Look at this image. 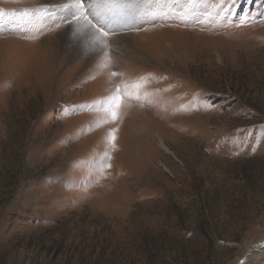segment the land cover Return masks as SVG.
<instances>
[{
    "label": "rangeland",
    "instance_id": "1",
    "mask_svg": "<svg viewBox=\"0 0 264 264\" xmlns=\"http://www.w3.org/2000/svg\"><path fill=\"white\" fill-rule=\"evenodd\" d=\"M49 1L0 0V264H264V0H133L105 54Z\"/></svg>",
    "mask_w": 264,
    "mask_h": 264
},
{
    "label": "snow or ice",
    "instance_id": "2",
    "mask_svg": "<svg viewBox=\"0 0 264 264\" xmlns=\"http://www.w3.org/2000/svg\"><path fill=\"white\" fill-rule=\"evenodd\" d=\"M59 12H50L53 19H59L61 22L56 24L57 28L64 25L71 26V30L77 35H83L94 43V47L99 49L100 54L106 53L107 40L114 37L118 31L129 28L131 15L129 9L134 7L133 0H97V2H88L86 0H64L58 5ZM195 0H186L182 6V12L178 14L181 22H186L195 16L193 9ZM167 15V14H165ZM135 19V17H133ZM144 22L151 23L152 17L145 13L141 17ZM81 21L84 23L82 24ZM194 22L204 23L203 17L196 16ZM113 44H119L120 41L113 40ZM110 63V59L108 61ZM106 66V65H105ZM113 77L116 72L111 73ZM147 82V78H142L138 82L124 83L115 88L114 95L107 101L102 102V109L107 112L112 121L119 118L120 108L125 97L131 100L140 99V88ZM115 133L110 134V144L115 147ZM110 167L111 165H107Z\"/></svg>",
    "mask_w": 264,
    "mask_h": 264
},
{
    "label": "bare ground",
    "instance_id": "3",
    "mask_svg": "<svg viewBox=\"0 0 264 264\" xmlns=\"http://www.w3.org/2000/svg\"><path fill=\"white\" fill-rule=\"evenodd\" d=\"M50 1L55 2L57 0H50ZM65 32L69 36V38H68V40L65 39L64 41H61V43H67V42L71 43V41L77 40V42H80V44H82L84 47H86L92 54H95L98 52V49L94 47V43L92 41H90L88 38H86L83 35H77L74 31L71 30V27H68ZM161 146L167 152L170 153L169 149L164 145V143L161 142Z\"/></svg>",
    "mask_w": 264,
    "mask_h": 264
}]
</instances>
